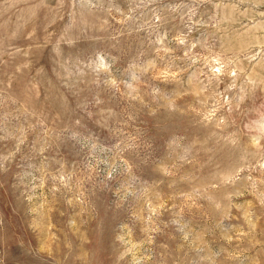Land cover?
<instances>
[{
    "label": "rangeland",
    "instance_id": "rangeland-1",
    "mask_svg": "<svg viewBox=\"0 0 264 264\" xmlns=\"http://www.w3.org/2000/svg\"><path fill=\"white\" fill-rule=\"evenodd\" d=\"M0 264H264V0H0Z\"/></svg>",
    "mask_w": 264,
    "mask_h": 264
}]
</instances>
